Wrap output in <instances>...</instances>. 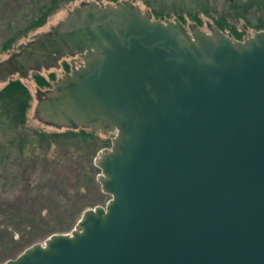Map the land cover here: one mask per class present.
<instances>
[{"label":"water","instance_id":"95a60500","mask_svg":"<svg viewBox=\"0 0 264 264\" xmlns=\"http://www.w3.org/2000/svg\"><path fill=\"white\" fill-rule=\"evenodd\" d=\"M82 62L37 119L111 135V196L3 264H264V30L236 40L132 1L83 2L0 61V81Z\"/></svg>","mask_w":264,"mask_h":264},{"label":"rangeland","instance_id":"374dc122","mask_svg":"<svg viewBox=\"0 0 264 264\" xmlns=\"http://www.w3.org/2000/svg\"><path fill=\"white\" fill-rule=\"evenodd\" d=\"M123 1H132L144 11H151L153 15L156 12L161 13V17L164 18L154 16L155 19L180 20L179 17H183L187 27L197 25L206 32H209V25L218 27L217 19H221L222 12H227L226 4L221 0H55L53 9L56 10L48 16L45 25L35 28L32 23L44 14L40 12L43 0L37 3L25 0L23 6L13 10L15 12L11 14L2 16L4 13L0 9V60L7 59L20 44L29 41L34 35L58 25L70 11L83 2L113 5ZM29 3L34 5L30 6ZM204 5L212 16L203 12ZM215 7L218 12L214 11ZM228 18L227 26L223 30L218 28L236 40H242L254 32L264 30L258 28L260 23L264 24L262 8L253 10L247 19L230 16ZM80 61L79 58L68 56L61 61L60 69L32 72L29 79H22L16 75L7 82L0 81V91L14 82H22L32 96L24 126L0 123V159L3 155L10 157L0 162V264L17 258L34 244H44L54 234L70 233L75 227L69 232H56L67 228L82 204L89 206L86 210L94 209L97 206H105L111 199V196L102 192L99 183L97 186L87 183L86 161L91 159V154L83 155L79 150H70L69 156L64 157L66 160L64 170H58L63 176L60 179L55 175L56 169L53 168L52 171L47 165L56 154V148L38 151L41 153H36L35 156L41 155V162L34 164L35 166L30 169H26V160L23 159L25 156L22 157L19 151L24 140L29 141L26 148L28 154L36 141L38 143L36 140L38 136L46 137L68 130L46 126L37 119V93L38 90L45 92L51 89L55 81L68 73L69 68L71 70L78 66ZM47 81L51 83L50 86L47 85ZM93 133L96 137L94 144L100 148L98 153L111 148L112 140L109 135L95 131ZM27 178L30 184H26Z\"/></svg>","mask_w":264,"mask_h":264},{"label":"trees","instance_id":"16d2710c","mask_svg":"<svg viewBox=\"0 0 264 264\" xmlns=\"http://www.w3.org/2000/svg\"><path fill=\"white\" fill-rule=\"evenodd\" d=\"M223 4L227 6V12L221 13V19H217V25L222 30L228 24V16L230 17H237L240 19H247L252 13L253 10H257L258 8H262L264 11V3L262 0H252V1H243V0H221ZM209 3V2H208ZM221 7V6H219ZM203 12L205 14H210V10L204 5ZM215 12H218L217 7L214 8ZM154 16L157 18H162L161 13H154ZM212 16V15H211ZM183 23H186L183 17H179ZM48 19V16L42 18L40 22H34L32 25L36 27L43 26ZM164 19V18H162ZM258 28H264V24L258 26ZM69 68V67H68ZM70 72V68H69ZM52 77H54L52 75ZM47 85L50 86L51 83L47 81ZM31 100L32 96L30 91L22 82H14L10 86H8L5 90L0 91V123L10 126H24L27 122V114L31 107ZM92 131V130H91ZM94 132V131H93ZM90 132L87 129H79V130H67L66 132L62 133H55L49 136H38L33 149L27 154V145L29 141L24 140L23 144L19 147V151L21 156H25L23 159L26 160L25 167L26 169H30L34 164H37L40 161V156H35L36 153H41L38 151L50 150V147H54L57 149L56 154L52 156V161L48 163V168L53 171L55 170V175H57L60 179L63 178L60 171L64 170L66 165V156H69L70 150H79L83 155L86 153L91 154V159L86 161V170L88 173L87 183L97 186V177L100 173V170L95 165V158L100 151V148L95 146L94 141L96 137H94V133ZM37 137V135L35 136ZM35 139V138H34ZM35 142V141H34ZM30 146V144H29ZM45 148V149H44ZM41 149V150H39ZM42 151V152H43ZM27 154V155H25ZM43 155V154H42ZM0 162L4 161L6 158H10L8 156L1 157ZM41 162V161H40ZM44 161H42V164ZM60 170V171H58ZM67 177V176H66ZM26 184L29 183L28 178L25 179ZM30 184V183H29ZM74 191V190H73ZM81 208L78 209L76 216L70 221L67 228L63 230H59L56 233H65L71 231L80 216L84 213L87 207L84 204L80 206ZM54 233V232H53Z\"/></svg>","mask_w":264,"mask_h":264},{"label":"flooded vegetation","instance_id":"af4514ba","mask_svg":"<svg viewBox=\"0 0 264 264\" xmlns=\"http://www.w3.org/2000/svg\"><path fill=\"white\" fill-rule=\"evenodd\" d=\"M25 0H0V9L3 11L2 16H5V14H11V12H15L13 10L19 9V6H23V2ZM37 3V1L40 0H33ZM42 8L40 12H44V14L37 18L34 22H40L43 17L51 15L55 10L53 9L55 6V0H43L42 2ZM30 6H33L34 4L29 3ZM36 5V4H35ZM45 25V24H44ZM1 61V60H0ZM111 137V135H109Z\"/></svg>","mask_w":264,"mask_h":264}]
</instances>
